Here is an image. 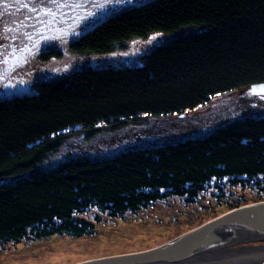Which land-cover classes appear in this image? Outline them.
I'll use <instances>...</instances> for the list:
<instances>
[{"label":"trees","instance_id":"obj_1","mask_svg":"<svg viewBox=\"0 0 264 264\" xmlns=\"http://www.w3.org/2000/svg\"><path fill=\"white\" fill-rule=\"evenodd\" d=\"M190 25L202 31L156 48L140 65L83 69L0 98V247L91 235L94 225L78 217L90 210L122 217L206 192L228 210L249 203L246 190L252 202L264 200V113L222 112L215 119L225 120L204 132L156 145L92 147L264 83V0L139 2L72 48L108 53L116 42Z\"/></svg>","mask_w":264,"mask_h":264},{"label":"rangeland","instance_id":"obj_2","mask_svg":"<svg viewBox=\"0 0 264 264\" xmlns=\"http://www.w3.org/2000/svg\"><path fill=\"white\" fill-rule=\"evenodd\" d=\"M145 1L148 0H0V43L5 40L6 53L15 57L5 72L0 71V78L11 85L2 96L31 93L35 91V82L63 81L70 73L83 69L134 67L156 48L202 31L194 25L173 32L153 31L145 37L116 42L112 51L100 54L78 52L71 47L94 21ZM236 108L239 110L235 111ZM222 112H228L229 116L241 112L262 114L264 98L251 97L249 88L217 94L182 116L153 117V120L109 135L92 147L114 150L126 144L142 146L175 141L202 133L210 125L224 121L215 119ZM240 195L243 202H249L247 204L258 202H252L253 195L247 190ZM229 210L224 201H215L210 192L190 204L169 197L122 217L112 218L90 210L78 217L94 225L91 235L56 236L45 241L8 244L0 247V264H77L140 252L163 245ZM260 243L249 242L230 248L264 246V242Z\"/></svg>","mask_w":264,"mask_h":264},{"label":"water","instance_id":"obj_3","mask_svg":"<svg viewBox=\"0 0 264 264\" xmlns=\"http://www.w3.org/2000/svg\"><path fill=\"white\" fill-rule=\"evenodd\" d=\"M249 92L251 95H264V83L251 85ZM235 229L249 230L264 237V201L245 204L226 211L163 245L140 252L103 257L77 264H153L179 262L189 258L197 249L224 242L225 240H229L230 237L234 238V232L227 234V231ZM252 240L251 242H256V240ZM219 264H264V257L228 261Z\"/></svg>","mask_w":264,"mask_h":264},{"label":"bare ground","instance_id":"obj_4","mask_svg":"<svg viewBox=\"0 0 264 264\" xmlns=\"http://www.w3.org/2000/svg\"><path fill=\"white\" fill-rule=\"evenodd\" d=\"M222 230V229H220ZM234 232L235 237L224 242L202 247L197 249L189 258L174 262V263H153V264H219L228 261H240L252 258L264 257V246L257 247H237L230 248L233 246H238L239 244L249 243L251 240H256L257 242H264V237L254 233L252 231L235 229L227 231ZM250 237V238H248ZM248 238V239H246ZM246 239V240H245ZM252 240V241H253ZM262 244V243H260Z\"/></svg>","mask_w":264,"mask_h":264},{"label":"flooded vegetation","instance_id":"obj_5","mask_svg":"<svg viewBox=\"0 0 264 264\" xmlns=\"http://www.w3.org/2000/svg\"><path fill=\"white\" fill-rule=\"evenodd\" d=\"M111 15V14H110ZM108 15V16H110ZM107 16V17H108ZM106 18V17H105ZM101 20L99 21H94L95 24L92 26V27H89V28H86V31L82 33V35L78 36L77 39L75 40V42L73 44H71V47L76 44L79 40V38L81 36H83L84 34L88 33L89 31H91L92 29L95 28V26L100 22ZM6 44L5 40H3L1 43H0V71L2 72H5V68L10 64V61H11V55L6 53V49L4 48V45ZM12 59H15V57H13ZM7 87V88H6ZM11 85L10 83H6L3 81V78L1 79L0 78V88L2 90H0V97H6V96H2V94L6 93L7 90L6 89H10Z\"/></svg>","mask_w":264,"mask_h":264},{"label":"snow or ice","instance_id":"obj_6","mask_svg":"<svg viewBox=\"0 0 264 264\" xmlns=\"http://www.w3.org/2000/svg\"><path fill=\"white\" fill-rule=\"evenodd\" d=\"M53 2H55V0H53ZM25 7H27V5H24ZM219 95V94H218Z\"/></svg>","mask_w":264,"mask_h":264}]
</instances>
